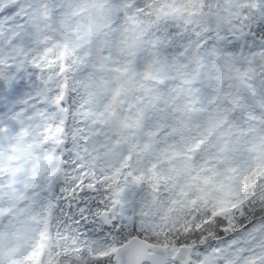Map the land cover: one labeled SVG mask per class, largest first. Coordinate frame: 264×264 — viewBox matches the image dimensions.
I'll use <instances>...</instances> for the list:
<instances>
[{"label":"snow or ice","instance_id":"obj_1","mask_svg":"<svg viewBox=\"0 0 264 264\" xmlns=\"http://www.w3.org/2000/svg\"><path fill=\"white\" fill-rule=\"evenodd\" d=\"M0 264H264V0H0Z\"/></svg>","mask_w":264,"mask_h":264}]
</instances>
